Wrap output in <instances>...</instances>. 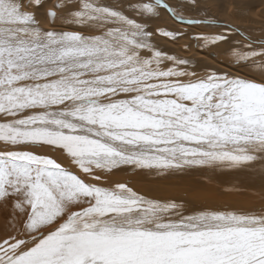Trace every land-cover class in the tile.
<instances>
[{
    "label": "snow or ice",
    "instance_id": "snow-or-ice-1",
    "mask_svg": "<svg viewBox=\"0 0 264 264\" xmlns=\"http://www.w3.org/2000/svg\"><path fill=\"white\" fill-rule=\"evenodd\" d=\"M118 172L228 176L254 204ZM0 205V264H264V27L206 0H0Z\"/></svg>",
    "mask_w": 264,
    "mask_h": 264
},
{
    "label": "bare ground",
    "instance_id": "bare-ground-1",
    "mask_svg": "<svg viewBox=\"0 0 264 264\" xmlns=\"http://www.w3.org/2000/svg\"><path fill=\"white\" fill-rule=\"evenodd\" d=\"M206 8L209 15L241 29L251 31L264 27V0H206ZM208 61L211 62L210 57ZM112 179L128 180L137 190L161 197L180 196L183 192L190 191L195 182L199 180L202 181L203 190L192 193L193 198L197 201H203L210 205L227 204L237 208H248L254 204L253 197L249 192L225 193L222 191L224 187H227L225 182L229 180L228 176L217 178L216 184H219L220 187H217L216 184H207L202 176L177 178L176 180H149L143 176L118 172Z\"/></svg>",
    "mask_w": 264,
    "mask_h": 264
},
{
    "label": "rangeland",
    "instance_id": "rangeland-1",
    "mask_svg": "<svg viewBox=\"0 0 264 264\" xmlns=\"http://www.w3.org/2000/svg\"><path fill=\"white\" fill-rule=\"evenodd\" d=\"M0 212H1V210H2V212L0 213V217L3 219H1L0 218V229H2L3 228V225H4V223H5V218H6V216H7V213H8V209H6L3 205L2 206H0ZM4 217V218H3Z\"/></svg>",
    "mask_w": 264,
    "mask_h": 264
}]
</instances>
